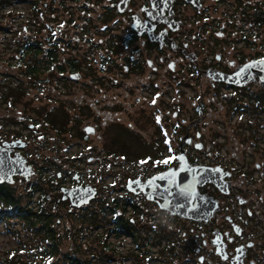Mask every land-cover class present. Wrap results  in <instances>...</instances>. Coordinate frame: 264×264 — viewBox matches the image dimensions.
I'll list each match as a JSON object with an SVG mask.
<instances>
[{"label":"flooded vegetation","instance_id":"af4514ba","mask_svg":"<svg viewBox=\"0 0 264 264\" xmlns=\"http://www.w3.org/2000/svg\"><path fill=\"white\" fill-rule=\"evenodd\" d=\"M100 3L98 8L102 7L108 18H116V27L101 30L107 33L108 38L98 41L94 47L89 42L92 35L72 39L73 48L81 38L86 39L90 48L88 51L96 50V54L82 56L75 52L69 57L71 70L68 72V81L76 85H73L74 89L78 85L79 89L87 93L72 91L71 95L67 124L69 127H82L80 133L71 128L58 137L63 139L64 150L70 146L71 139L80 142L79 149L68 152L62 163L61 159H57L58 170L52 176H46L51 181L50 189L38 184L34 196L29 197V181L20 176L14 177L11 185L15 194L21 195V221L36 230L40 224L30 225L32 221L42 222L46 215L52 218L56 228V264H93L94 259L101 264V260L94 257L93 246L97 247L98 240L103 242V236L104 239L109 237L104 230L99 233L100 229H107V222L108 228H115L118 233V253L110 260L114 264H264V140L261 133L264 128V79L255 76L245 85L239 86L215 79L214 71L230 75L236 70V63L225 54L210 57L218 44L212 34L208 30L204 31L202 26L188 30L187 23L175 18L178 12H182V20H186L196 12L210 11L213 0H100ZM25 35L24 43H27L28 35ZM101 44L102 49L97 50ZM159 71L167 76L193 79L192 84L187 81L184 85L196 88L199 99L196 108L198 124L194 131L186 129L178 140L166 135L162 143L165 149L158 151L155 162L149 164V171L153 175L170 167L177 168L181 164L178 159L181 149L187 165L216 168L218 184L204 183L198 186L199 193L207 194L216 201V208L207 221L162 210L159 211L163 214L149 216L148 219L143 217L141 221V217L133 216L142 213L137 201L145 196L127 189L126 185L132 179H127L125 185L121 184V195H112L105 201V198H101L102 190L106 188V192H116L114 186L110 189L105 185L98 187V183L103 180L98 179L95 184L90 176L91 167L86 168L89 173L85 174V178L76 171V163L84 158H88L87 165L90 166L93 159L103 162L108 157L117 158L116 154L128 151L110 150L102 134L96 135L98 139H94V146L90 136L99 126L105 128L125 116L129 118L132 113L140 114V107H135L133 111L129 103L118 104L110 97L122 96V100L129 96L133 100L139 97L146 99L150 93L147 82L151 74L155 75ZM58 75H61L59 71ZM142 76H145L141 78L144 80H138ZM136 78L137 87L133 81ZM112 91L114 94L111 95ZM206 93L215 96L206 98ZM1 94L0 146L5 143L4 151L11 158L22 155L26 164L33 169L34 178L40 169L34 165L33 158L39 157L40 149H44L47 144L42 142L36 144L39 146L37 148L32 146V135H41L38 127L35 131L36 126L42 125V117L37 112L41 115L43 112L38 108H35L36 112L30 108V111L27 109L26 112L21 110L17 113L15 109L18 108V101L15 103L14 99L20 100L23 93H9L8 97L4 96L7 102H2ZM212 99L213 105L206 106ZM206 100L208 104H205ZM3 105L7 108H3ZM8 108L10 111L7 113ZM206 110H214L213 129H208V132L204 127L208 114ZM159 112H163L165 118L170 113L166 109ZM171 114L179 122L178 126L186 124L177 111ZM31 116L37 118L29 123ZM53 134L57 136L56 132ZM40 139L44 141L42 137ZM12 141H17L18 145L7 144ZM167 144L172 151H168ZM29 148H34L33 154ZM58 149L55 140L51 145L55 159ZM181 165L189 171L186 164ZM99 176L103 177L102 173ZM15 180L17 183L24 182L25 189H22L21 194ZM74 187H79V191L88 188L95 195L86 203L75 204L70 196ZM73 197L78 200L77 196ZM97 200L104 201L105 206H98L99 219L94 228V215L89 207ZM108 209L109 219L105 216ZM14 211L18 212L17 209ZM116 246L110 244L114 251ZM24 248L23 255L27 251ZM40 250L44 252L43 247ZM11 258L15 262L22 260L18 264L27 263L20 256L13 255Z\"/></svg>","mask_w":264,"mask_h":264},{"label":"rangeland","instance_id":"374dc122","mask_svg":"<svg viewBox=\"0 0 264 264\" xmlns=\"http://www.w3.org/2000/svg\"><path fill=\"white\" fill-rule=\"evenodd\" d=\"M33 1L34 0H19L16 3L15 0H13L0 5V26H10V29L8 30L9 33L5 35L8 36V38L4 37L3 46L0 44V93H2V102H7L8 100L4 96L7 91H10V89L15 92H18V90L23 92L20 100H18V98L14 99L15 103L18 101V108L15 109L17 113L21 112V110L26 112L27 109L30 111L32 108L41 109L43 112V115H41L42 118L40 117L42 119L40 120V124L42 125L36 126L35 128L36 131L38 127V131L41 135H32L34 138V141H32L34 144H32V146L37 148L39 147L36 145L38 143L42 144V142H46L47 144H45L44 149H40L41 152L39 153V157L33 158L34 165L43 170L41 173L38 172L36 174L34 181L39 182L40 186L44 185L50 189L49 186L51 185V181L47 180L48 178H46V176H52L59 168L56 167L57 159H61L60 163L64 162L66 156L69 155L68 152L73 153L75 149H79L80 142L71 139L69 140L70 146L64 150V145H62L63 139H60L58 136L54 137V131L52 129H45L43 127L47 126L46 119L50 115L48 110H58L60 105L63 104L67 112L70 114L72 91L77 94L87 92L84 89H79L78 85V88L74 89V84L69 81L65 82V80L69 78L68 71L60 75L59 78L57 71L58 68H56V80H53L52 78L48 82H44L43 80L48 71H44L40 74V78L35 75L20 72L21 68L16 65V49L20 46L22 32L27 33L28 38L30 39L44 42V37L47 34L46 26L52 25L53 31H56L57 29L58 34L71 39H75L77 36H83L84 38L86 34L92 35V40L89 42L90 46L94 47L98 41H104L108 38L107 33H102L100 31L105 27L114 29L116 27V18L107 19L108 16L107 14H104L102 7L98 8V5H101L100 0H35L34 3L37 4L40 11L37 16L34 17L31 8ZM40 24V29H37ZM10 31L12 34H10ZM1 39L2 34H0V40ZM70 41L73 42L72 40ZM87 44L86 39L82 38L80 41H77V46L74 48H68L61 44L60 46L64 49L59 51V56L57 57L58 60L56 62L60 64L64 63L65 65L69 57L75 52L82 56L86 54H96L94 53L96 50L88 51L90 48H88ZM102 46L103 45L101 44L100 48H97V50L102 49ZM215 50H217V48H214L212 52ZM31 60L33 59L30 57L27 62H30ZM163 73L164 72L159 71L155 75L151 74L152 77L149 79H154L161 87L157 85L154 90L151 91L150 96L146 95V99H140L139 97L140 100H133V97L129 96L128 99L122 100V96H117L116 98L110 97L111 100H115L118 104L124 103V105H128L129 103L130 105L128 106L133 111H135V107H140L141 113H132L129 118L125 116L117 123H110L105 128L99 126L94 131L93 136H90L91 140H93L92 145L96 146L94 139H98L96 136L97 134H102L103 139H105L110 150L120 151L125 149L128 150L124 153L127 155L116 154L115 156L118 155L117 158L108 157L104 159L103 162H100L98 159H93L92 162L90 161V166L87 165L89 163L88 158H84L76 163L78 169L76 171H78V173L81 172L83 178L86 177V173H89L86 168L91 167L90 176L93 177L95 184L98 183V179L103 180L102 183H98V187L105 185L110 189L114 186L113 189L116 192H106V188L102 190L101 198H105V201H108L112 195H117V197L121 195L123 192L121 184L125 185L127 179L140 178L143 180L142 178H147L151 175L149 165L146 168L145 166L146 164L154 163L158 151H163L165 149L162 143H164L166 135H176L178 137L186 129L194 131V129L197 128L198 118L196 116V108L199 99H197L198 95L196 88L183 87V89H180L179 87L178 90H176L173 87V89H171L169 85L174 79H172V76L163 75ZM141 78H145V76L140 77L138 80H144ZM189 80L193 81V79H188V81ZM133 81L136 82L135 85L137 87V78ZM137 92L140 91L137 90ZM206 92H209V90ZM142 93L144 92L142 91ZM110 94L112 95L114 92L112 91ZM139 96L142 97L140 94ZM205 96L206 98H214L215 95L213 93L211 95L206 93ZM149 98H151V101L154 103H157L161 109H166L170 112L166 115V118L164 117L163 112H158L157 105H153L151 102L147 101ZM216 100H218V97ZM165 102L169 104H164ZM213 103L214 100L212 99L210 104L206 106H212ZM205 104H208L207 100ZM20 105H23V107L21 108ZM3 108H7V106L3 105ZM9 111L10 108H8L6 112L8 113ZM174 111H177L180 118L185 119L186 124L184 126H178L177 123L179 124V122L172 118L173 115L171 113ZM57 112L59 113V111ZM206 112L208 114L205 118V123L209 125V127L204 124V127L206 128L205 131L211 128L213 129L214 124V110L210 112L206 110ZM12 118L14 119V117ZM34 118L37 117L31 116L28 119V122H32ZM253 122L255 121L253 120ZM162 124L163 129L157 131ZM155 127L157 129H155ZM70 128L77 132L81 131L82 127L70 126ZM261 131L264 140V128H262ZM40 137H42L44 141H42ZM55 140L59 146L56 153V159L51 150V145ZM34 148H29L32 152L31 154H33ZM99 173H102L103 177H100ZM13 182L10 184H13ZM21 182L22 183H17V180H15V183L17 184L16 187H18L17 190L20 194L22 189H25L24 182ZM23 194L25 193L23 192ZM24 199L23 196L22 202H24ZM139 199L140 200L137 201L138 203H136L140 205L142 213L134 215V218L141 217L142 221L143 217L148 219L149 216L153 217L157 214H163L161 211H156L155 204L147 202L145 198L142 197ZM119 202H121V200H119ZM100 205L105 206L104 201H93L89 207L97 219H99L98 206ZM105 216L109 219V209L106 210ZM1 224L2 223H0V264H7V260L13 255L14 257L20 256L24 260L26 259L27 262H30L28 264H52L54 262L56 255L53 257L51 256V258L43 256V252L41 253L40 250L41 244L39 243V237L33 234V231L35 230L23 223L21 219L17 217V219H12L11 222L7 224ZM105 224L107 225L106 228H108V222ZM54 225L55 223L53 222L52 226L54 227ZM102 230L105 229H100L99 233ZM108 242L116 246L119 240L116 236L111 235L108 238ZM95 246L96 245L93 246L94 254L103 253ZM23 248L28 251H24L25 255L22 254ZM116 248L118 249L119 247L116 246ZM19 262L17 260L16 262L14 261L13 264H18ZM93 264H100V262L99 260L94 259ZM107 264H114V262H108Z\"/></svg>","mask_w":264,"mask_h":264},{"label":"water","instance_id":"95a60500","mask_svg":"<svg viewBox=\"0 0 264 264\" xmlns=\"http://www.w3.org/2000/svg\"><path fill=\"white\" fill-rule=\"evenodd\" d=\"M255 75L264 79L263 61L247 62L230 75L216 72L214 78L234 85H244L252 80ZM7 144L10 146L18 145L17 141ZM3 146L5 143L0 146V183H12L13 176L16 175L29 179L34 172L31 166L26 164V159L22 155L9 157ZM180 148L182 147L180 146ZM182 152L181 149L178 157H183ZM180 161L181 164H186V169L189 171L183 169L180 164L175 169L170 167L144 181L140 179L129 180L126 187L134 194L143 193L146 199L155 202L160 209H164L170 214L207 221L216 208V201L207 194L199 193L198 186L204 183L218 184L216 168L189 166L184 162V158ZM78 188H72L70 193L75 204L86 203L95 195L93 190L85 188L79 191ZM73 196H77L78 200Z\"/></svg>","mask_w":264,"mask_h":264},{"label":"trees","instance_id":"16d2710c","mask_svg":"<svg viewBox=\"0 0 264 264\" xmlns=\"http://www.w3.org/2000/svg\"><path fill=\"white\" fill-rule=\"evenodd\" d=\"M9 1L13 0H0V5L5 4ZM35 1V0H34ZM32 2V13L34 17L37 16L40 9L38 8L37 4ZM62 3V2H61ZM41 24L37 27V29H40ZM47 27V34L44 37V42L40 40H34L30 43L27 42L23 47L20 45L19 48H17L16 53L19 55V59L16 62V65L19 66L20 72H25L29 75H35L38 78H40V74H42L44 71H48L46 76L43 78L44 82L50 81L52 78L53 80H56V68L57 71L60 73H65L68 70H71V62L68 59L67 62L62 64L57 63L58 60L57 57L59 56V51L64 49L61 47V41L57 36L55 37V34L53 33V27L52 25L46 26ZM68 41V39H67ZM67 41L63 42V45H66V47L69 46L70 43ZM43 44H48V47L42 48ZM26 48V49H25ZM32 58L30 62H27L29 58ZM30 63V64H29ZM25 67V68H24ZM60 78V77H59ZM68 79L65 80L67 82ZM12 89L8 91L5 96L8 97L9 93H14ZM18 93H23L22 91L18 90ZM59 111V113L57 112ZM56 112H50V115L46 119L47 126H43L45 129H52L54 132H56L57 136H62V133L65 131H69L71 128L68 126L67 122L69 120V113L67 112L66 108L63 104L60 105ZM36 112V109H35ZM38 115L41 116L39 112H37ZM80 133V131H78ZM41 172V170H39ZM31 182V181H30ZM36 190L35 186L31 187V191L29 194V197L34 193ZM42 197H44L42 195ZM21 202V195H16L14 187L10 184L2 183L0 184V216L3 217H10L12 214H16L19 219L22 220V214H21V205L19 204ZM17 209L18 212H14L13 210ZM97 217L93 216V223L94 227H97ZM37 225L40 224L39 229H36L34 235L39 237V243L41 244V247L44 248V252L42 253L43 256L46 257H53L56 255V230L55 227H53V220L50 216L46 215L42 222L32 221L30 225ZM107 236H110L111 234L118 235L117 231H115V228H107L105 231H103ZM97 237H100L98 235ZM99 239V238H98ZM108 238L104 239L103 236V242L98 240L97 247L100 251L103 253L94 254V257L97 256L101 260V264H107L108 261L113 259L116 255V250L114 251V248L110 247L109 242L107 241ZM42 242V243H41ZM105 242H107L105 244ZM111 250V251H110ZM111 253H108V252ZM95 253V252H94ZM14 261L12 258L7 260V264H13ZM30 262H27V264ZM52 264H56V259Z\"/></svg>","mask_w":264,"mask_h":264},{"label":"built area","instance_id":"2783aa9c","mask_svg":"<svg viewBox=\"0 0 264 264\" xmlns=\"http://www.w3.org/2000/svg\"><path fill=\"white\" fill-rule=\"evenodd\" d=\"M194 18L201 21L204 29L224 33L225 42L218 43V48L225 46L223 49H228L234 57L247 54L264 60V0L242 4L215 0L210 11Z\"/></svg>","mask_w":264,"mask_h":264},{"label":"snow or ice","instance_id":"6c2138e0","mask_svg":"<svg viewBox=\"0 0 264 264\" xmlns=\"http://www.w3.org/2000/svg\"><path fill=\"white\" fill-rule=\"evenodd\" d=\"M178 159L183 160V157H179ZM165 162H167V161H165Z\"/></svg>","mask_w":264,"mask_h":264}]
</instances>
